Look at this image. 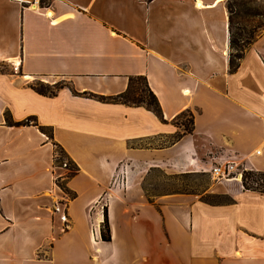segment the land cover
<instances>
[{
	"label": "crops",
	"instance_id": "1",
	"mask_svg": "<svg viewBox=\"0 0 264 264\" xmlns=\"http://www.w3.org/2000/svg\"><path fill=\"white\" fill-rule=\"evenodd\" d=\"M264 33L261 35L263 36ZM228 69L226 0H0V264H264V194L241 178L213 183L230 202L168 193L149 201L151 167L206 171L236 160L264 171V41ZM144 75L164 120L139 105L99 101ZM189 109L192 130L173 118ZM34 116L77 164L54 178V148ZM164 139L163 142L159 140ZM106 208L111 239L99 238ZM65 215L67 221L62 217Z\"/></svg>",
	"mask_w": 264,
	"mask_h": 264
},
{
	"label": "trees",
	"instance_id": "2",
	"mask_svg": "<svg viewBox=\"0 0 264 264\" xmlns=\"http://www.w3.org/2000/svg\"><path fill=\"white\" fill-rule=\"evenodd\" d=\"M43 2V0H40ZM227 27H228V69L235 71L244 56L246 49L264 33V0H226ZM8 71V69H0ZM30 87L42 95H55L62 87H68L75 95L92 97L103 102L123 103L128 105H142L151 110L158 118L163 119L161 107L156 95L150 89L144 75H131L128 77L127 87L122 92L114 95L95 94L87 91H76L69 82L59 80L52 84L36 80L30 83ZM186 114L182 121H178L181 115ZM5 121L9 125H20L32 123L40 131L46 134L53 144V163L54 166L63 172L55 176L56 185L63 191L67 198L75 196L65 181L78 171L77 164L68 156L64 149L52 138L50 126L40 125L35 121L34 116H27L21 121H13L10 115L5 113ZM173 123L182 127V131L172 135L170 141L177 140L181 135L192 130L193 113L186 109L173 118ZM64 164V165H63ZM243 188L264 194V171L244 170L241 176ZM226 197L227 201H217L219 198ZM149 201H152L147 197ZM211 204L227 203L231 198L225 194L209 193L204 199ZM99 238L102 241L111 239L106 208L103 209V218L99 225Z\"/></svg>",
	"mask_w": 264,
	"mask_h": 264
},
{
	"label": "rangeland",
	"instance_id": "3",
	"mask_svg": "<svg viewBox=\"0 0 264 264\" xmlns=\"http://www.w3.org/2000/svg\"><path fill=\"white\" fill-rule=\"evenodd\" d=\"M260 41H264V35L261 36ZM0 69H11V67L7 63L0 62ZM59 80L64 79H57L49 84ZM64 81L68 83L67 80ZM185 117L186 114L181 115L178 121L184 120ZM163 141L164 139L159 140V142ZM214 182L216 181L212 180L210 174L206 171L167 173L158 167H151L142 177L141 187L145 196L151 200L168 193H181L187 194L192 198L204 199L210 193L209 190ZM217 201H227V198L222 197Z\"/></svg>",
	"mask_w": 264,
	"mask_h": 264
},
{
	"label": "built area",
	"instance_id": "4",
	"mask_svg": "<svg viewBox=\"0 0 264 264\" xmlns=\"http://www.w3.org/2000/svg\"><path fill=\"white\" fill-rule=\"evenodd\" d=\"M21 4L22 6L37 7L41 3L40 0H12ZM64 165V164H63ZM244 170H249L245 165L236 160H226L222 162H215L209 168L207 172L214 181L230 180L239 178L242 176ZM65 221V215L62 217Z\"/></svg>",
	"mask_w": 264,
	"mask_h": 264
},
{
	"label": "bare ground",
	"instance_id": "5",
	"mask_svg": "<svg viewBox=\"0 0 264 264\" xmlns=\"http://www.w3.org/2000/svg\"><path fill=\"white\" fill-rule=\"evenodd\" d=\"M237 179H239V178H237Z\"/></svg>",
	"mask_w": 264,
	"mask_h": 264
}]
</instances>
